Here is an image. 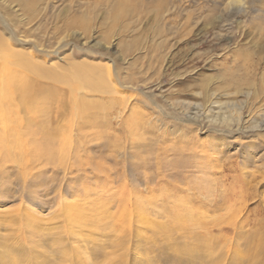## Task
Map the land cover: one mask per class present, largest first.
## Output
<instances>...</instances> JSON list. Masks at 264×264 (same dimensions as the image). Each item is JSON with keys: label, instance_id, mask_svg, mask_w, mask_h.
Listing matches in <instances>:
<instances>
[{"label": "rangeland", "instance_id": "374dc122", "mask_svg": "<svg viewBox=\"0 0 264 264\" xmlns=\"http://www.w3.org/2000/svg\"><path fill=\"white\" fill-rule=\"evenodd\" d=\"M27 2L0 0V80L48 104L0 128L49 129L57 155L0 170L1 250L32 258L6 263L264 264V0ZM65 205L131 219L70 234Z\"/></svg>", "mask_w": 264, "mask_h": 264}, {"label": "bare ground", "instance_id": "6f19581e", "mask_svg": "<svg viewBox=\"0 0 264 264\" xmlns=\"http://www.w3.org/2000/svg\"><path fill=\"white\" fill-rule=\"evenodd\" d=\"M22 1L26 5L29 4L27 0H22ZM31 72L34 74L36 73V75L38 74L37 72H33V71ZM30 78L28 77V81L26 82L25 85L20 86L16 84L14 80L9 77L8 74L3 75L2 79L0 80V123L2 124L5 123L3 116L8 117L10 114L11 116H13V111L15 110V106L20 107L21 105H23L26 109H29L30 111H33L35 113L41 112L40 109L43 106H47L48 98H43V103L40 106L39 104H36V103H35L36 105H34V102L37 101V97L40 94L39 92L42 89L40 85L34 86ZM13 95L20 99V103L18 105H15ZM27 103H30V104L28 105ZM49 134H50L49 129H36V130H33L31 128L16 129V128H13V126L9 124L4 125L2 128H0V170L2 171L5 168L4 165L8 163H17L23 166L22 168L24 169V171H27L28 168L30 167V164H32L34 161L45 160V161L50 162V159H52L57 154H56V151H54V149H52L48 145L52 142V139L49 137ZM46 137H47V140L45 139ZM3 173H6V172H3ZM1 175H5V174H1ZM121 199L122 198H120L119 200V205L123 204ZM144 207H145V203L143 199L138 200L136 203L135 210L139 211L141 220L143 219L144 221H147L148 216L146 214ZM93 211L95 213H91L92 215L89 214V211L83 212L79 208H77V210L74 212V205H65L63 207V213H64L65 218L69 222V229H71L69 233L70 234L80 233L79 231L81 230V228H78L80 225H89L90 227H95V228L102 230V232H107V230L115 229L116 227L115 225L117 223H120L121 225L123 222L125 223V225L127 224L129 225L130 223L131 217L128 215L127 212L126 213L121 212L120 214L116 216V220L114 222H111L110 221L111 213L109 212L104 213L105 210L102 207L93 208ZM191 215L192 214H189V216ZM13 219H15L16 221L19 220V218L18 219L13 218ZM13 219L12 218H9L7 220L0 219V223L4 221L5 222L7 221L10 223ZM189 221L192 222L191 223L192 225L193 224L195 225V223L197 224L198 222V218L191 216V220ZM20 227L21 228L19 229V232H21L23 241L32 242L33 244H35L37 247H40V248L45 247V245L49 243V239L45 237L41 238L42 237L41 230L43 228L41 229V224L38 223V221H35L33 219L32 220L27 219L26 221L22 220ZM182 227L187 228V226L184 224L182 225ZM73 229H75L76 232ZM161 230L165 234L171 231L169 228H167L166 232L164 231L165 229L164 230L161 229ZM57 231L59 232V230ZM164 233H158V234L162 235ZM79 236L83 239V241L85 240L91 241L92 239L90 235H87V236L79 235ZM3 244L8 245L7 242L2 243L0 241V246ZM19 246H22V245L19 244ZM4 250H9L7 255L5 252H3ZM13 253H14L13 250H10V248L1 250V247H0V257H3L5 260L4 262L0 264H7L6 262L8 261V259L12 256H15L13 255ZM27 257L28 256H22V257L19 256V258L16 257L14 259L17 260L18 263L29 261V259L32 260L31 257L26 259ZM62 257L66 258L67 256L63 254ZM8 264H10V262Z\"/></svg>", "mask_w": 264, "mask_h": 264}]
</instances>
